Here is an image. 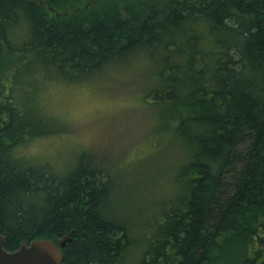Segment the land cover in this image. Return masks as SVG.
Instances as JSON below:
<instances>
[{
    "label": "trees",
    "instance_id": "obj_1",
    "mask_svg": "<svg viewBox=\"0 0 264 264\" xmlns=\"http://www.w3.org/2000/svg\"><path fill=\"white\" fill-rule=\"evenodd\" d=\"M136 57L155 78L141 98L186 147L178 193L140 235L109 217L84 151L53 165L20 150L59 133L27 106L40 86ZM0 233L6 250L65 240L61 264H264V0H0Z\"/></svg>",
    "mask_w": 264,
    "mask_h": 264
},
{
    "label": "rangeland",
    "instance_id": "obj_2",
    "mask_svg": "<svg viewBox=\"0 0 264 264\" xmlns=\"http://www.w3.org/2000/svg\"><path fill=\"white\" fill-rule=\"evenodd\" d=\"M133 61L79 85L64 80L45 82L40 86L45 87V98L36 92L27 106H35V115H51L59 133L28 140L20 150L53 165L69 163L74 152L84 151L107 174L110 189L105 209L109 217L127 222L132 235H140L143 226L178 193L182 185L178 168L186 147L170 136L169 126H163L159 108L140 96L155 82L150 59L136 57ZM22 87L21 94L25 81ZM18 100L25 110V94Z\"/></svg>",
    "mask_w": 264,
    "mask_h": 264
},
{
    "label": "water",
    "instance_id": "obj_3",
    "mask_svg": "<svg viewBox=\"0 0 264 264\" xmlns=\"http://www.w3.org/2000/svg\"><path fill=\"white\" fill-rule=\"evenodd\" d=\"M5 236L0 233V264H61L65 240L53 242L46 238L22 241L14 250L3 247Z\"/></svg>",
    "mask_w": 264,
    "mask_h": 264
}]
</instances>
